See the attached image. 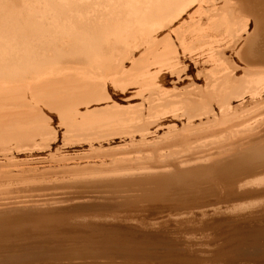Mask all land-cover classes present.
I'll use <instances>...</instances> for the list:
<instances>
[{
  "label": "bare ground",
  "instance_id": "6f19581e",
  "mask_svg": "<svg viewBox=\"0 0 264 264\" xmlns=\"http://www.w3.org/2000/svg\"><path fill=\"white\" fill-rule=\"evenodd\" d=\"M234 58L242 66H232ZM263 105L264 0H0V215L26 212L0 219V249L35 230L50 244L34 264H74L70 257L97 247L102 259L118 250L132 259L126 264H264V246L239 234L263 233L242 225L264 218V188L249 192L264 177L245 182L264 168V126L242 115ZM227 166L238 171L225 181L243 185L226 194L221 187L223 195L194 208L161 204L186 199L178 195L203 176L222 179ZM60 183L72 190L134 186L144 201L87 217L77 208L88 200L37 193ZM80 219L145 232L213 228L225 243L201 254L186 246L187 258L172 249L142 258L147 241H161L103 226L102 237L115 239L98 241L55 226ZM249 246L256 256L241 259L239 249ZM0 264L25 263L0 254Z\"/></svg>",
  "mask_w": 264,
  "mask_h": 264
},
{
  "label": "rangeland",
  "instance_id": "374dc122",
  "mask_svg": "<svg viewBox=\"0 0 264 264\" xmlns=\"http://www.w3.org/2000/svg\"><path fill=\"white\" fill-rule=\"evenodd\" d=\"M233 64H232V66H234V67H237V66H242V63L241 62H239L240 60L239 59H237V58H234L233 59ZM238 61V62H237ZM237 63V64H236ZM239 63V64H238ZM235 64V65H234ZM166 92H167V90H168V92H169V94H173L174 92H178L177 90H175V89H172V87L171 86H168L166 89ZM170 90V91H169ZM261 107H263L264 108V105L263 106H261ZM250 109H252V108H250ZM256 109V110H255ZM255 109H252V110H248V109H246L245 111H247V112H245V113H242V115L244 116V117H246L245 119L246 120H248V122H247V124L248 123H251L252 125H255V126H257L259 123V126L260 125H262V126H264V115H263V113H264V110H262V111H258L259 109L258 108H255ZM252 112V113H250V112ZM256 111V112H255ZM263 112V113H262ZM249 113V114H248ZM247 114V115H246ZM254 114H256L255 116H254ZM261 114H262V116H261ZM250 117H252V118H250ZM255 117V118H254ZM51 121L49 120V124L50 125H52L53 127H54V129H53V131L55 130V128H56V126H55V124H54V122H52V123H50ZM258 123V124H257ZM52 127V128H53ZM57 129V128H56ZM56 131V130H55ZM54 131V132H55ZM55 135H57V134H55ZM58 137H59V135H57ZM57 136H55V138L57 137ZM57 137V138H58ZM53 138H54V133H53ZM210 147V146H209ZM208 147V148H209ZM207 149V148H206ZM228 167V168H227ZM226 168L227 169H224V174H223V178L221 179L220 177L221 176H217V175H215L213 178H211V177H209V175H207L206 177H202V180L200 181V182H198L199 184L197 185L196 184V187H194V189H193V191H189V192H185V193H182V194H179L178 195V197H185L186 199H183L182 201H180L179 199H177L176 201H174V199H172V198H169V197H167V198H165L164 200H160V202H161V204L162 205H164V206H166V205H169V204H171V205H173V206H183L184 205V207H188V208H190V207H196V206H200V205H202L203 203H205V202H208V201H212V200H214V199H216L218 196H221V195H223L222 193V191H228V190H233V189H236L237 187H239L240 186V183H241V185H243L244 184V181L242 182V181H238V180H231V181H225V178H232L233 176H235L234 174L235 173H237V171H238V169H236V170H232L231 169V167L230 166H227ZM262 170H264V168L263 169H261V170H257V171H253L254 172V174L255 175H257V176H254L253 175V172H251L252 173V175H250L249 173H248V175H246V178L248 179H246L245 178V182H250L251 183V179H252V182H258L259 181V183H261L262 181H260V180H255V178L256 179H259L258 177H262V179H263V177H264V171H262ZM260 173H261V175H260ZM250 175V176H249ZM259 175V176H258ZM255 177V178H253V177ZM219 178H220V180H219ZM216 179H217V182H216ZM250 179V180H249ZM253 179H254V181H253ZM261 179V180H262ZM204 180V181H203ZM213 182H212V181ZM216 183H215V182ZM205 182V183H204ZM192 183L194 184V181H190V186L192 185ZM217 184L216 186H217V188H215L216 186H215V184ZM237 183V184H236ZM243 183V184H242ZM258 183V186H256L257 185V183H254L253 185H255V186H250V189H249V192H250V190H251V192L252 191H256V188H258V190L259 189H261V188H264V186H261L260 184ZM239 184V185H238ZM263 185H264V181H263V183H262ZM58 185H60L58 188H56V189H53L54 191H49V193H51V194H49L47 191H45L46 193H48V195L46 194V193H44V191H39V192H37V193H39V195L40 194H43L44 196H56V197H58V198H64L63 197V195L65 196V198L62 200V201H66L67 202V200H69V201H73V202H75L74 204H76L77 203V201H78V203L77 204H80L81 202L83 203V201L85 202V201H90L91 203L90 204H87V205H89V206H84V205H78V208H77V210L78 211H85L86 212V216L87 217H91V216H94V215H96V214H98V213H101V212H113V211H116V209H118V208H120V209H123V210H128L129 209V207H131V206H133V203H134V205H138V204H140V202H141V204H143V198H144V195H145V193L143 194V193H139V192H137V190H133L135 187L134 186H128V188L129 189H127V187H122V188H120V187H115V186H110V185H107V187H105V188H73V190H72V188L70 189V187L69 188H66L67 186V184H65V183H60V184H58ZM62 185V186H61ZM63 185L65 186V188L63 187ZM237 185V186H236ZM106 186V185H105ZM234 186H235V188H234ZM261 186V187H260ZM64 189H63V188ZM109 187H112V188H109ZM199 187V188H198ZM222 187V188H221ZM233 187V188H232ZM219 188H221V189H223L222 191H221V189H219ZM230 188V189H229ZM252 188V189H251ZM93 189H94V191H93ZM104 189V190H103ZM113 189H114V191H113ZM118 189V190H117ZM125 189H127V191L125 190ZM184 190H188L187 188H183ZM227 189V190H226ZM55 190H56V193H55ZM60 190V191H59ZM62 190V191H61ZM68 190V191H67ZM72 191L71 193H70V191ZM92 190V191H91ZM107 190H108V192H107ZM111 190V191H110ZM117 192H116V191ZM120 190V193L118 192ZM123 190V191H122ZM180 190H182V189H180ZM191 190H192V187H191ZM219 190V191H218ZM257 190V191H258ZM67 191V192H66ZM76 191V192H75ZM86 191V192H85ZM103 191V192H102ZM127 192V193H125V192ZM78 192V193H77ZM110 192H112V193H110ZM35 194V195H37V196H39L38 194ZM69 193H70V195H69ZM105 193H106V195H105ZM133 193H135V194H133ZM227 192H225L224 194H226ZM58 194H61L60 196L58 195ZM66 194V195H65ZM67 194H68V197H67ZM87 196H86V195ZM97 194V195H96ZM108 194V195H107ZM117 194V195H116ZM127 194V195H126ZM143 194V195H142ZM43 195H40V196H43ZM105 195V196H104ZM137 197H135V196ZM138 195L139 196H143L142 198L140 197H138ZM197 195L199 196V197H197ZM39 196V197H40ZM91 196V197H90ZM99 196V197H98ZM107 196H108V198H107ZM121 196V197H120ZM123 196H125L124 198H122ZM129 196V197H128ZM73 197V198H72ZM83 197H85V198H83ZM101 197V198H100ZM110 197V198H109ZM130 198V199H129ZM131 198H133L132 199V201H131ZM136 198V199H135ZM85 199V200H84ZM127 199V200H126ZM138 199V200H137ZM142 199V200H141ZM75 200H77V201H75ZM80 200V201H79ZM129 200V201H128ZM136 202H135V201ZM248 200V202H249V205L250 204H253L254 202L256 203L257 201H254L253 202V199H247ZM247 200H241V201H238V202H236L237 204H240V205H242V207H243V203L244 204H246V205H244V206H248V202H247ZM95 201V202H94ZM96 201H97V203H96ZM99 201V202H98ZM112 201V202H111ZM119 201V202H118ZM132 203H131V202ZM139 203H138V202ZM163 201V202H162ZM259 201V200H258ZM104 202V203H103ZM111 202V203H110ZM115 202V203H114ZM125 202V203H124ZM242 204H241V203ZM247 202V203H246ZM253 202V203H252ZM109 203V204H108ZM129 203V204H128ZM169 203V204H168ZM178 203H179V205H178ZM140 204V205H141ZM90 205H94V206H90ZM187 205V206H186ZM239 205V206H240ZM61 209H66V208H59V210H61ZM24 215H23V214ZM21 213V215L20 214H13L14 216H11V217H8V216H3V218H12V219H20V218H22V217H24L25 216V214H26V212H22ZM36 215H38L37 213H35ZM33 215V217L32 218H35V217H38V216H36V215ZM23 215V216H22ZM68 216H70V215H73V216H75V215H77V214H74L73 212L72 213H70V214H67ZM16 216V217H15ZM84 217V216H83ZM3 218H2V216L0 215V219H2L3 220ZM11 219V220H12ZM79 221V222H78ZM82 221V222H81ZM231 223L229 224L230 225V227H233L234 225H231V224H235L236 223V221H230ZM253 223L252 225L253 226H248V225H250V223ZM251 222H248L249 224L247 225V223L245 224V223H243L242 225L243 226H245L244 228H250V227H257L255 230H262L263 231V233H261V234H259L258 235V237L257 236H255L254 235V233H252L253 235L251 236L250 234H249V232H247V233H245V232H242V233H239L241 236L240 237H242V235H247L246 237H248L249 238V240L250 241H248V242H251L252 241V243H253V245H260V246H264V218H261V221H260V224L258 223V222H256V221H254V222H256L257 224H259V225H255L254 226V222L253 221H251ZM72 223H73V225H72ZM76 223V224H75ZM83 223V224H82ZM102 223H104V224H102ZM116 223H117V226H116ZM96 222V221H86V220H83V219H80V220H67V221H64V222H62L61 223V225H55L56 226V228H57V231H59V232H63V233H68V234H70V235H73V236H90V237H96V238H99L100 240H98V241H105V240H107V239H109V241H110V239H112V240H114L115 239V237H107V239L103 236L102 237V234H101V232H98V228H100V227H108V228H117L118 230H120V231H122V232H128L129 231V235H131V236H134V237H142V238H144V239H151V240H160L161 241V243H160V245L159 244H157V245H155V244H153V242L152 241H147V249L144 251V256L142 257V258H160V257H162V256H165L166 254H168V253H170V249H172L171 250V253L174 251V250H176V251H174V252H176V254L178 255V254H180V253H182V255H183V257L185 256V258H187V256L189 257V255H188V253L190 252V251H188L187 250V248H186V246L189 248V249H193V251L194 252H198L199 254H201L202 252H204L205 250H207V248H208V245H218V244H221V243H225V241H223L222 240V238H221V236L218 234V233H216V231L218 232V230H214L213 228H211L210 230H204L203 232L202 231H197L196 233L195 232H193V233H188V231H190L191 229H186L187 231H178V230H176L175 228H170V229H153V230H146V232H145V229H141V228H139V227H137L136 225H132V224H125L124 222L123 223H121V222ZM120 223V224H119ZM75 224V225H74ZM90 224V225H89ZM112 224V225H111ZM120 226H119V225ZM110 225V226H109ZM63 226V227H62ZM124 226H126V227H124ZM69 227V228H68ZM128 227V228H127ZM228 227V226H227ZM260 229H259V228ZM61 228V229H60ZM62 228H64V229H62ZM94 228H97V230L96 229H94ZM235 229H236V227L234 226L233 227V230H234V232H236L235 231ZM154 230H155V232H154ZM156 230H157V233H156ZM160 232H159V231ZM162 231V232H161ZM213 231L215 232V233H213ZM246 231H250L249 229L248 230H246ZM34 232L35 233H33V232H31L30 234H28V235H23V236H21L20 238H18V237H12L11 239H9L8 241H7V243L5 244V246H4V249H0V254H3V255H5V256H7V257H14V258H18L19 260L20 259H22V262L23 263H27V262H30L31 264H34L33 262H36V259H35V257H36V255L38 254V253H41V251H42V249H43V245H46V244H50V243H48V241H46L45 240V238L44 237H42L41 236V234L39 233H36V231L34 230ZM148 232V233H147ZM167 232V233H166ZM186 232V233H185ZM206 232V234H207V239H209V237H210V239L209 240H207L206 239V236H205V233ZM146 233V234H145ZM180 233V234H179ZM184 235H183V234ZM187 233H188V235H187ZM197 233L199 234V235H197ZM212 233V234H211ZM91 234V235H90ZM150 234H153V235H150ZM160 234V235H159ZM187 236H186V235ZM197 236H196V235ZM94 235V236H93ZM194 235V236H193ZM218 235V236H217ZM238 235V234H237ZM153 236V237H152ZM154 236H155V238L157 237V236H160L158 239L156 238H154ZM188 236H190V237H188ZM204 236H205V238H204ZM250 236V237H249ZM254 236V237H253ZM146 237V238H145ZM185 237H187V238H185ZM192 237V238H191ZM195 237V238H194ZM199 237V238H198ZM201 237H203V238H201ZM215 239H214V238ZM219 237V238H218ZM251 237H253L254 239H255V237H256V240H254L253 238V240L251 239ZM194 238V239H193ZM216 238H218V239H216ZM42 239V240H41ZM186 239V240H185ZM191 239V240H190ZM193 239V240H192ZM173 240V241H172ZM188 240V241H187ZM196 240V241H195ZM211 240V241H210ZM237 240V242L234 240V242L235 243H240V238H238V239H236ZM108 241V240H107ZM190 241V242H189ZM195 241V242H194ZM201 241V242H200ZM205 241V242H204ZM222 241V242H221ZM26 242V243H25ZM192 242V243H191ZM198 242H200V243H198ZM220 242V243H219ZM149 243V244H148ZM163 243V244H162ZM211 243V244H210ZM186 244V245H185ZM190 245V246H188V245ZM149 245V246H148ZM185 245V246H184ZM191 245H192V247H191ZM204 245V246H203ZM156 246L158 247V248H156ZM194 246H196V247H194ZM200 246H202L201 248H200ZM194 247V248H193ZM198 247V248H197ZM204 247V248H203ZM184 248V249H183ZM206 248V249H205ZM155 249H157V250H155ZM169 249V250H168ZM195 249V250H194ZM199 249V250H198ZM211 249H213V247L211 248ZM249 249V250H248ZM252 249V250H251ZM103 250V248H101V247H97V248H94V249H89V250H87L86 252V254L85 255H83V256H77V257H70L69 259H71V260H73V263L74 264H80V263H82V264H126L127 262H130L131 260L130 259H127V258H124L123 256H121L117 251H116V249H112V251L108 254V256H105V258L104 259H102V258H100L99 256H97V251H102ZM179 250H180V252H179ZM185 252H184V251ZM201 250V251H200ZM255 247L253 246H249L248 248H240L239 249V254H240V257H241V259H244V260H247V259H252V258H254V256H256L255 255ZM178 251V252H177ZM250 251V252H249ZM261 250H258L257 252H260ZM164 252V253H163ZM173 252V253H174ZM23 253V254H22ZM185 253V254H184ZM146 254V255H145ZM187 254V255H186ZM190 254V253H189ZM155 255V256H154ZM25 257H29V258H25ZM108 258V259H107ZM114 260H113V259ZM104 260V261H103ZM123 260V261H122ZM88 261H90V262H88ZM98 261H99V263H98ZM103 261V262H102ZM118 261H120L121 263H119ZM253 261V260H252ZM78 262V263H77ZM106 262V263H105ZM108 262V263H107ZM111 262V263H110ZM123 262V263H122ZM135 262H141V261H135ZM61 263L62 264H70L69 262H67V261H61ZM136 263V264H137ZM239 264H244L243 262H240Z\"/></svg>",
  "mask_w": 264,
  "mask_h": 264
}]
</instances>
